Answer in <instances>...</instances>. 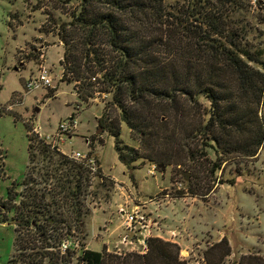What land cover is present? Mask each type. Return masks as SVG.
I'll list each match as a JSON object with an SVG mask.
<instances>
[{"label": "rangeland", "instance_id": "1", "mask_svg": "<svg viewBox=\"0 0 264 264\" xmlns=\"http://www.w3.org/2000/svg\"><path fill=\"white\" fill-rule=\"evenodd\" d=\"M78 4L79 0L70 3L0 0V107L3 110L0 113V154L4 163L0 176V264H27L32 258L31 252L38 248L14 243L15 212L2 207L9 189L13 187L15 192H22L21 198L27 192V185L21 182L30 176L37 188L51 187L50 180L49 183L41 181L46 166L52 171V164L37 155L38 151L29 163L28 118L37 119L45 130H51L73 113L78 115L79 124L63 148L94 155L100 171L89 174L85 194L79 195L83 200V227L71 218L75 205L67 203L60 207L65 216L70 215V223L64 222L60 229L65 233L63 238L70 241V247L63 251L51 237L52 245L48 249L53 256L48 254L41 264H86L80 258L84 247L119 256L129 252L144 253L147 249L143 252L141 243H135L132 250L131 245L121 244L125 229L118 207L125 202L131 207L138 205L139 213L148 224V237L156 235L177 242L181 246L180 256L187 264H207L206 249L223 236L229 239L231 253L221 264H239L241 256L248 253L264 256V144L250 157L228 152L222 146L210 151L206 142L211 134L203 128L209 104L199 97L197 101L185 100V117L177 115V120H184L181 125L187 132L182 134V130L177 129L176 149L183 150L174 156L173 163L164 165L148 157H139L129 164L122 162L114 136L100 125L101 115L105 114L120 130L123 148L134 147L139 152L144 149L141 136L118 120L119 110L111 103L112 94L96 92L84 100L79 97L75 82L63 77L65 45L58 32L60 24L71 20L69 14ZM251 4L239 16L250 22V40L264 47V8L255 0ZM102 47L109 50L106 45ZM41 59L52 70L53 86L27 93L25 80L35 74ZM107 103L110 104L105 108ZM11 105L12 110L8 109ZM261 108L263 114L264 103ZM12 112L19 118L15 119ZM87 137L89 142H86ZM215 163H220V167L215 168ZM29 166L31 175L27 174ZM47 194L48 200H52V191ZM60 195L62 193L55 194V198ZM23 234L24 238H30L25 231ZM50 234L53 236L52 229Z\"/></svg>", "mask_w": 264, "mask_h": 264}, {"label": "trees", "instance_id": "2", "mask_svg": "<svg viewBox=\"0 0 264 264\" xmlns=\"http://www.w3.org/2000/svg\"><path fill=\"white\" fill-rule=\"evenodd\" d=\"M252 1L79 0L69 14L71 20L60 24L58 32L65 45L63 77L75 82L84 100L96 92L112 94L118 120L141 136L144 149L123 148L120 130L101 115L100 125L114 136L122 162L148 157L164 165L173 163L182 149H176L177 129L182 134L187 132L181 125L184 120H177V115L185 117V100L197 101L199 97L209 104L203 128L211 134L206 142L210 151L222 146L243 157L257 154L264 144V47L250 40V22L239 16ZM255 3L264 8V0ZM29 126L27 122L29 163L38 151L37 155L52 164V171L46 166L41 181L50 180L51 187L37 188L34 179L26 177L21 184L27 185V192L20 198L22 192L10 188L2 207L15 212L14 243L38 247L27 264H41L52 253L48 249L51 237L59 245L65 235L60 229L64 222L70 223V215L65 216L60 207L75 205L71 218L83 227V200L79 195L85 194L90 177L86 166L29 136ZM214 165L220 167V163ZM28 168L31 175L32 167ZM3 172L0 154V176ZM48 191H52V200H48ZM59 193L62 195L56 199ZM24 231L30 238H24ZM146 244L144 253L124 256L86 248L80 258L86 264H187L177 242L151 235ZM230 253L229 239L223 236L206 249L204 258L207 264H221ZM239 264H264V256L243 254Z\"/></svg>", "mask_w": 264, "mask_h": 264}, {"label": "built area", "instance_id": "3", "mask_svg": "<svg viewBox=\"0 0 264 264\" xmlns=\"http://www.w3.org/2000/svg\"><path fill=\"white\" fill-rule=\"evenodd\" d=\"M43 58V52H41ZM64 71V69H63ZM53 86V73L50 67L45 64V60L41 59L38 69L35 74L30 75L24 84L25 92L29 93L34 89L51 88ZM12 110V105L8 107ZM29 128L28 134L35 140L43 142L49 149L55 150L67 158L75 160L87 167L89 174H96L98 170V164L94 155H89L86 152L71 148L69 151L63 148V144L71 139L74 132L76 131L79 124V117L73 113L66 119L59 121L57 126L51 130H45L36 120L28 118ZM27 120V121H28ZM90 139L87 137L86 142ZM155 167V165H154ZM118 213L123 218L124 232L121 236V244L127 246L131 245L135 249V243H141L143 252L147 249L146 239L149 234L146 233L148 230V224L145 217L139 213L138 205L130 206L128 203H122L118 207ZM143 235V236H142ZM134 238L137 239L134 240ZM142 236V237H141ZM60 249L65 251L70 247V241L63 238L59 243ZM88 247H84L86 249Z\"/></svg>", "mask_w": 264, "mask_h": 264}, {"label": "water", "instance_id": "4", "mask_svg": "<svg viewBox=\"0 0 264 264\" xmlns=\"http://www.w3.org/2000/svg\"><path fill=\"white\" fill-rule=\"evenodd\" d=\"M35 110L38 111L39 107H36ZM185 178L188 179V176H185Z\"/></svg>", "mask_w": 264, "mask_h": 264}]
</instances>
